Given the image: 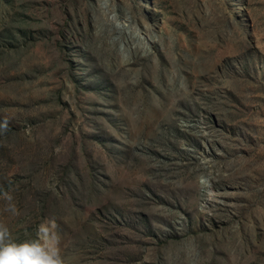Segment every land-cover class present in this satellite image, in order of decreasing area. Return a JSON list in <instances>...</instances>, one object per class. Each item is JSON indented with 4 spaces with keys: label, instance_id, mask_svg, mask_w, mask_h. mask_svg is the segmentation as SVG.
<instances>
[{
    "label": "rangeland",
    "instance_id": "obj_1",
    "mask_svg": "<svg viewBox=\"0 0 264 264\" xmlns=\"http://www.w3.org/2000/svg\"><path fill=\"white\" fill-rule=\"evenodd\" d=\"M0 225L64 264H264V0H0Z\"/></svg>",
    "mask_w": 264,
    "mask_h": 264
},
{
    "label": "clouds",
    "instance_id": "obj_2",
    "mask_svg": "<svg viewBox=\"0 0 264 264\" xmlns=\"http://www.w3.org/2000/svg\"><path fill=\"white\" fill-rule=\"evenodd\" d=\"M4 199L11 201L9 193ZM7 210L16 214L15 205L7 204ZM59 236L46 225H38L35 238L16 241L9 238L8 229L0 225V264H64L58 250Z\"/></svg>",
    "mask_w": 264,
    "mask_h": 264
}]
</instances>
